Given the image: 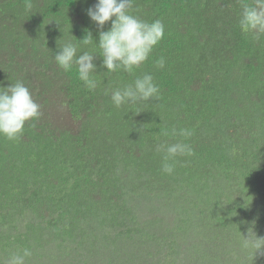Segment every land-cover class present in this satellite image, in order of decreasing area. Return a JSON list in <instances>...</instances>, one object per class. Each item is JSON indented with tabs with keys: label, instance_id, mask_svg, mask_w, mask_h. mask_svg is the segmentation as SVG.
Instances as JSON below:
<instances>
[{
	"label": "trees",
	"instance_id": "trees-1",
	"mask_svg": "<svg viewBox=\"0 0 264 264\" xmlns=\"http://www.w3.org/2000/svg\"><path fill=\"white\" fill-rule=\"evenodd\" d=\"M231 1L233 6L241 3ZM96 2L0 0V87L23 82L41 112L38 120L26 122L19 139L0 143V261L7 259L11 251L24 247L30 248L32 254L40 253L45 243L42 237L30 238L31 232L30 237L22 235L18 239L1 228L8 227L19 200L27 195L38 215L46 212L64 224L77 218L83 233L77 246L84 254L93 246L88 240V225L82 219L90 220L87 223L95 227L92 237L104 245L107 257L104 262L88 258L86 264H128L126 255L132 264H138V253L152 248L154 243L170 249L166 264H178V242L169 225L182 227V214L196 223L184 235H193L195 242H204L207 249L204 254L188 255L190 264H246L248 258L252 264H264V248L257 251L242 246L249 231L253 239L255 235L264 237V113L259 111L260 119H250L246 130L238 129L242 134L239 136L230 130L203 141L197 134L188 140L178 135H161L163 128L169 131L173 127L184 128L179 125L182 115L184 122L187 118H199V125L192 122L198 129L203 125L201 121L217 112L223 113L225 91H220V97L215 92L225 87L229 91L235 84L250 92L246 94L249 100L243 103L264 108V64L260 62L264 57V36L259 42L254 41L229 19L224 22L230 0H133L130 14L149 23L161 20L164 37L149 59L132 73L123 70L108 73L95 42L84 45L77 40L84 39L90 31L99 43L101 29L87 15ZM29 3L30 9L26 7ZM39 13L51 16L59 27L51 40L44 38V46H37L38 37L34 36L41 37L42 29L49 27ZM110 27L111 21L103 30ZM67 42L78 45L77 55L84 51L96 54L93 62L97 73L93 75L98 83L94 91L77 78L75 65L66 72L56 63L54 56L60 51L59 45ZM245 47H258V56L239 63ZM161 56L165 59L163 68L155 65ZM16 62H20V67H16ZM146 73L153 75L159 86L158 99L128 102L120 107L111 103L107 116L102 115V96L108 86L122 89ZM216 83L220 85L215 86ZM210 84L214 87H209ZM55 92L71 99L66 104L72 115L59 121L48 111ZM73 120L76 126L70 125ZM176 142L191 144L194 155L177 156L174 172H163L170 183L162 190H154L158 187L156 181L162 179L164 155L156 148ZM130 184L132 196L137 191L150 194L148 206L142 211L146 216L142 226L153 229L159 219L161 225L155 226L156 235L141 233L137 246L122 254V249L114 245L116 242L112 243L108 230L115 220L124 217V212L125 216L135 215L130 210L124 211L126 202L121 201L126 199ZM199 196L205 199L204 203L199 204ZM81 202L82 206H78ZM23 208L22 212L26 209ZM201 218H207L211 227L200 223ZM200 225L207 231L196 229ZM68 228L66 225L62 230L64 237L69 236L65 234ZM164 228L168 232H159ZM97 247L96 242L93 248L103 251ZM44 257L40 261H30V257L26 262L50 264L52 260ZM57 260L65 264L64 259ZM81 263L79 260L77 264Z\"/></svg>",
	"mask_w": 264,
	"mask_h": 264
},
{
	"label": "clouds",
	"instance_id": "clouds-1",
	"mask_svg": "<svg viewBox=\"0 0 264 264\" xmlns=\"http://www.w3.org/2000/svg\"><path fill=\"white\" fill-rule=\"evenodd\" d=\"M233 4L234 2L230 0L226 5L227 11L224 22L227 23L229 19L230 22L239 26L244 35H251L254 41L259 42L261 37L264 36V0H253L252 3L241 0L238 6H233ZM26 7L30 9L32 5L29 3ZM132 7L133 0H97L96 4L87 10V15L101 29L99 43L95 41L90 31L84 39L77 40L84 45H92L95 42V45L99 48L98 54L102 57V66L107 69L108 73L117 72L118 70L132 73L135 68H139L149 59L153 49L164 37L165 26L161 20L157 19L151 23L143 21L130 14ZM39 15L41 18L43 17L42 13H39ZM43 18L44 23L51 28L42 29L41 37H39V34L34 35L38 37L37 46H44L42 44V42H45L44 38L49 37L51 40L59 29L57 23L51 20V16L46 15ZM109 21H111V27L109 30L104 31V25ZM232 30L235 31V29ZM43 48L38 47V49ZM77 48L78 45L72 42H67L62 46L59 45L60 51L55 54L54 59L58 66L66 72L71 71L75 65L77 78L90 91H94L98 83L93 75V73H97V66L93 62L96 54L92 51H84L77 55ZM255 56H258V47H245L239 61H243V63L250 62L244 60ZM260 62L264 64V57ZM155 65L163 68L165 66L164 57L161 56L156 60ZM105 91L101 102L108 105L113 103L115 107H120L128 102L137 103L149 99H158L160 89L155 84L153 75L146 73L122 89L113 90L111 86H108ZM61 98L63 104L69 110L70 107L66 103L71 102V99L66 94ZM40 116V105L33 99L30 90L23 82L17 81L7 87H0V136L10 141L17 140L22 136L26 122L36 121ZM188 119V123H190L191 118ZM32 126L35 127V124ZM194 131V126L180 129L173 127L170 131L163 128L161 129V135H178L183 137L184 140H188L194 135ZM232 132L235 136H239L237 131L232 130ZM156 151L164 153L161 171L166 174L174 172L177 156L194 155L191 144L186 142H176L170 145L161 144L157 146ZM231 156H235V154H231ZM242 246L245 248L254 247L258 251L264 248V237L259 238L255 235V239H253L249 231L248 237H244ZM31 256L32 250L24 247L11 251L7 260L0 261V264H26V260Z\"/></svg>",
	"mask_w": 264,
	"mask_h": 264
},
{
	"label": "rangeland",
	"instance_id": "rangeland-1",
	"mask_svg": "<svg viewBox=\"0 0 264 264\" xmlns=\"http://www.w3.org/2000/svg\"><path fill=\"white\" fill-rule=\"evenodd\" d=\"M199 55L201 54H198L197 56ZM240 62L243 63V61H239V63ZM21 64L26 65V63H21ZM234 65H236L235 61H234ZM16 67H20V62H16ZM201 72H203V70H198V73H201ZM219 76H222V74H219ZM216 85L219 86L220 84L216 83L215 86ZM208 86L214 87L213 84L212 85L210 84ZM196 87H194V89ZM226 88L228 87H225L223 89H220L218 92H215V94H217L220 97V91L222 90L225 91V96H224L225 106L222 107V110L224 112L223 113L217 112L215 115H212L209 119L201 121L203 125L199 127L198 129H195L194 131V134L195 135L197 134V137L199 136V138L202 141L206 137L211 139L214 135L218 136L222 133H226V131L228 130L232 131L234 129H237V133L241 134L238 129L246 130L250 126L251 120L260 119L261 118L260 112L264 113L263 106L257 107L256 104L243 103V101L249 100V98H247L246 96V94L250 95L249 91H246L245 89L240 88L236 84L232 88H230L229 91ZM49 101H50V104L48 106V111L50 112V114H52L55 120L59 121V119L62 117L65 118L67 115L69 116L72 115L70 114L68 107L63 104V100L58 92H55V94L50 98ZM108 107L109 105H107V103L102 104L101 106L102 115L107 116L106 112H109ZM188 122H189L188 118L184 122L183 115H182L179 121V125L184 126V128H187L188 126L195 127L196 125H192V122H195V124L199 125L200 119L192 118L191 122L190 123ZM70 125L76 126V122L73 120L72 122H70ZM237 126H239V128H237ZM224 138L225 136H223L222 139ZM1 140H3L5 143H12L10 140H8L7 138L3 136H0V143H1ZM7 155H10V154H7ZM131 177L136 178V182L139 181L136 175H132ZM169 183L170 182H168L165 179V176L162 172V179L159 178L156 181V184L158 187L154 188V190H162ZM132 186L133 185L131 184L130 186H128L127 195L125 199L126 201L125 200H121V201H123L122 203L126 202V205L123 206L125 207V209L123 210L126 212L130 210L132 214L134 213L135 215L125 216V214L127 213L124 212V217L123 218L119 217V219L115 220L114 221L115 223L112 226V228L108 230V232H110L111 234L110 239L112 240V243L114 244L113 240L116 242V244L114 245H116L117 248L122 249V254L126 253L130 249L137 246L138 237L141 235V233H144L146 235L150 234V236L156 235V233H158L156 227H159L161 225V220L159 219L157 220L158 223L152 226L153 229L144 228L142 226V222H144V219H146V216L142 213V211H144L145 207L148 206V200H149L150 194L145 195L137 191L136 194L132 196L131 194ZM131 197H134L132 202L130 203L127 202V201H130ZM197 200L199 201V204H202L205 201V199L201 196H199ZM19 201L20 202L17 204L18 206H16V213L11 215L10 224H8V227L6 229H4V227H1V228L3 232L4 231L10 232L14 238L17 237L18 239H20V236L22 235H27L30 237L29 235L30 232H31L30 238H33V239L36 238V240H40V237H42L45 243L40 249V253L32 254L30 261L44 260L45 255H46V258H49L52 260V261H49L50 264H59L60 262H57L59 261L57 259H61V260L64 259L63 263L65 264H77L79 260H82L83 263L81 264H86L85 262L88 258H92V262L94 260H98V261L102 260V262L105 261L107 255H106V251H104V245L99 243L98 240L95 241V239L92 237V232L95 230V227L91 223H87L90 220H88L86 217H84L82 221H83V224L88 225V227H86V231L89 235L88 240L90 241L91 239L89 244L90 246L95 247L96 242H97L98 244L97 248L103 251L97 252V250L94 249L93 247H89L90 249L89 252H86V254H84L83 251L79 249V245L77 246L79 242L77 240H80L79 236L81 235L82 237L83 233L77 225V218L66 224L59 223L55 221V218H53V216L51 217V215L46 214V212L40 211L41 212L39 213L40 215L36 214L37 212L32 210V207L30 206V202L27 200V195L23 197L22 200H19ZM9 205L10 206L13 205L12 201L9 202ZM80 205L82 206V202L78 203V206ZM23 206L26 208L24 212L21 211L22 209H24ZM201 208L209 210L207 206H201ZM180 213H181V207L179 209V215H181ZM109 216L110 215H108V217ZM181 216H182V221H183L182 227L179 228L177 224L169 225V222H167V224L169 225V227H171L174 230L172 231L173 236L175 239H177V242H178V246H177L178 259H179L178 264H190L189 263L190 254H193V253H203L204 254V252L207 251V249L205 247L204 242L201 241L200 244H198V242H195L193 235H190V234H188V236L184 235L185 232H188L191 230V228L195 227L196 223L193 222L191 219L185 217V215L183 214ZM200 223H203L205 227H208V228L211 227V223L209 220H207V218H201ZM66 225H68L69 228L67 229V232L65 234L69 236L64 237L62 235V230L65 228ZM205 227L200 225L196 229L202 228L203 231L206 232L207 229ZM177 228H179V230H177ZM69 229L72 231V235L70 231H68ZM159 232L164 233L168 231H167V228H164ZM34 233H38V236L37 235L35 236ZM206 235L207 234L205 233V236ZM76 236L79 238L76 239L75 238ZM101 238L102 237H100V239ZM76 247L79 249V253H82L81 256L79 254H76L77 253ZM242 249L244 251H247V249L245 248H242ZM168 253H170L169 248L164 249L163 247L158 246V243H154V246L152 245V248H149V249L147 248L142 253H138V256L136 257H138L139 259L138 264H166V261H168L167 260ZM125 261H128V264H132L129 260L128 255H126ZM206 264H210V263L207 262ZM246 264H252V261L248 258L246 259Z\"/></svg>",
	"mask_w": 264,
	"mask_h": 264
}]
</instances>
